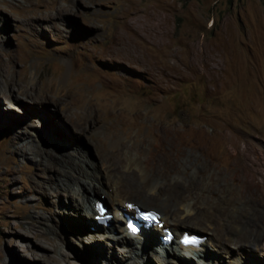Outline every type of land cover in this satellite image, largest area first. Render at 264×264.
Masks as SVG:
<instances>
[{
  "label": "rangeland",
  "instance_id": "obj_1",
  "mask_svg": "<svg viewBox=\"0 0 264 264\" xmlns=\"http://www.w3.org/2000/svg\"><path fill=\"white\" fill-rule=\"evenodd\" d=\"M9 74L32 88L0 93V264H197L97 243L95 226L82 225L83 203L66 191L88 176L74 181L71 168L101 160L94 134L55 101L63 94L80 112L92 106L103 130L121 123L119 143L139 148L161 184L195 173L210 202L242 180L261 196V174L235 161L247 143L250 162L264 161V0H0V85ZM236 245L210 264H264V253Z\"/></svg>",
  "mask_w": 264,
  "mask_h": 264
},
{
  "label": "bare ground",
  "instance_id": "obj_2",
  "mask_svg": "<svg viewBox=\"0 0 264 264\" xmlns=\"http://www.w3.org/2000/svg\"><path fill=\"white\" fill-rule=\"evenodd\" d=\"M14 70L11 69V72H15ZM4 80L5 83L0 85V93L5 98L10 96L14 99L18 96L19 89H16L15 86L22 88L24 94V91L32 88L28 86L30 82L24 75L13 78L9 74ZM55 82H60V77L56 78ZM5 89L8 91L6 92ZM63 95L56 98L55 101L66 106V116L70 120L79 123L77 126L80 128L79 131L94 134L97 154L101 160V162H98L93 156L92 160L84 157L83 162L74 163L75 167L71 168V176L74 181L80 175L79 171H83L88 177H83L85 185H76L66 191V196H69V198L73 194L81 199L83 204L79 221L85 228H89L90 224L95 226L97 243L103 241L140 257L145 254L142 258L151 254L154 258L165 262L182 258L180 261H184L183 259L191 262L195 260L197 264H210L213 258L211 255H216L214 252H227L231 244H237L236 246L248 245L264 253V245L258 243L264 237V216H260L259 212L261 207L264 206V161L261 162L262 168L254 166L255 162H250V143H247L245 149L239 150V156L235 163H239L242 167L251 166L255 174H261L263 179L261 196L256 194V191L258 192L257 188L250 193V185L242 180L236 194H233V192L223 193L215 201L210 202L205 191L210 190L211 187L205 179L193 173L188 179L190 184H187L186 180L176 174L169 180L168 184H161L158 179H167L166 175L151 176L144 163V158L139 155V148L129 146L125 142L119 143L120 132L122 131L121 123L103 130L104 128L98 125L97 118H94L96 113L92 106L86 111L80 112L76 107V102L71 103L72 101L65 100ZM92 120L94 123L90 125ZM166 132V137H179L175 128H167ZM204 138H206V135L202 133L200 140L203 141ZM227 139L228 145L233 142L229 141V137ZM106 145L111 146L112 149H106ZM205 146L203 145L200 148L205 149ZM226 150L228 151L227 147ZM69 158L71 159V157ZM243 158L247 160L245 162L246 166H244ZM89 166L92 169H88ZM180 166L184 168V165L181 164ZM205 166L207 168V165ZM216 172L211 176L214 174L217 178L223 176L222 172ZM248 183L250 184V182ZM224 187L227 191L231 190L228 183H225ZM100 196L108 198L110 204L109 209L107 207L105 211L108 214L106 225L97 224L95 220V215H97L95 205L99 202ZM129 197L135 198L137 204H151L159 208L162 212V227L155 226L149 230L143 229L135 235L131 234L125 225L126 219L124 217V212L129 213L131 211L123 210ZM237 203L244 206H238ZM188 224L191 227H197L208 232H204L205 240L199 244L198 248L184 247L178 241L183 230H193L184 227ZM167 226L174 229V239L170 244L162 246L159 245L160 241L158 246H154L152 241L162 237L164 235L162 228ZM151 246L155 249L150 252L148 249ZM238 250L243 252L239 247ZM262 255L264 256V254ZM59 256L47 255L46 258L57 261L61 258ZM237 259L240 258H235L234 261Z\"/></svg>",
  "mask_w": 264,
  "mask_h": 264
},
{
  "label": "clouds",
  "instance_id": "obj_3",
  "mask_svg": "<svg viewBox=\"0 0 264 264\" xmlns=\"http://www.w3.org/2000/svg\"><path fill=\"white\" fill-rule=\"evenodd\" d=\"M97 204H102L106 211V205L104 204L103 201H99L96 203L95 205L96 209H97ZM123 210L131 211L129 213L124 212V217L126 219L125 225L127 226L131 234L135 235L137 233H140L143 229L149 230L150 228L154 226L162 227L163 225V220L161 219V213L154 208H144L140 206L139 204L133 201H130L126 203V206ZM105 211H104V214L106 215V219H107L108 214ZM98 215H99V212L97 210V215H95V220L97 224H103L97 221L96 217ZM151 217H155V219H152ZM130 219L133 222L138 223L137 228H130L129 225H130V222H132ZM107 223H108V220H106V223L103 225H106ZM162 232L164 235L160 237L161 243L159 245L164 246V245L170 244L172 239H174L173 229L170 226H167V227L162 228ZM197 232L194 230H187V229L183 230L180 237L178 238L179 243L184 247L198 248L199 244L205 240V236H204V233L199 232L201 234H198ZM191 236H193V239H195L194 243L192 242L186 243L184 241L185 238H190ZM152 244L153 245L156 244L158 246V242L156 241H152Z\"/></svg>",
  "mask_w": 264,
  "mask_h": 264
},
{
  "label": "snow or ice",
  "instance_id": "obj_4",
  "mask_svg": "<svg viewBox=\"0 0 264 264\" xmlns=\"http://www.w3.org/2000/svg\"><path fill=\"white\" fill-rule=\"evenodd\" d=\"M152 219H155V217H151Z\"/></svg>",
  "mask_w": 264,
  "mask_h": 264
},
{
  "label": "water",
  "instance_id": "obj_5",
  "mask_svg": "<svg viewBox=\"0 0 264 264\" xmlns=\"http://www.w3.org/2000/svg\"><path fill=\"white\" fill-rule=\"evenodd\" d=\"M197 232V231H196ZM198 234H201V233H199V232H197Z\"/></svg>",
  "mask_w": 264,
  "mask_h": 264
}]
</instances>
